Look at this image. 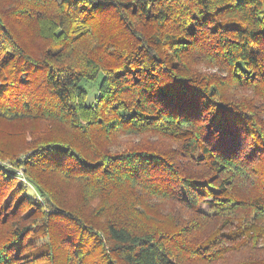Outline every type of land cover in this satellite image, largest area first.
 <instances>
[{"label":"trees","instance_id":"trees-1","mask_svg":"<svg viewBox=\"0 0 264 264\" xmlns=\"http://www.w3.org/2000/svg\"><path fill=\"white\" fill-rule=\"evenodd\" d=\"M0 264H264V0H0Z\"/></svg>","mask_w":264,"mask_h":264},{"label":"rangeland","instance_id":"rangeland-1","mask_svg":"<svg viewBox=\"0 0 264 264\" xmlns=\"http://www.w3.org/2000/svg\"><path fill=\"white\" fill-rule=\"evenodd\" d=\"M99 80H100V78H98L94 82L81 81V86L88 91V97L86 99L87 104H90L93 101L95 95H97L96 92H97L98 84L100 82ZM201 206H202V208H205V206H203V205H201Z\"/></svg>","mask_w":264,"mask_h":264}]
</instances>
